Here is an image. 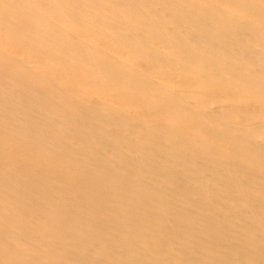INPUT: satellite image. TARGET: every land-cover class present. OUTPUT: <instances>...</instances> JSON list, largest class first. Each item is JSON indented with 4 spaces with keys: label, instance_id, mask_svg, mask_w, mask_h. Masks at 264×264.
I'll list each match as a JSON object with an SVG mask.
<instances>
[{
    "label": "bare ground",
    "instance_id": "obj_1",
    "mask_svg": "<svg viewBox=\"0 0 264 264\" xmlns=\"http://www.w3.org/2000/svg\"><path fill=\"white\" fill-rule=\"evenodd\" d=\"M0 264H264V0H0Z\"/></svg>",
    "mask_w": 264,
    "mask_h": 264
}]
</instances>
